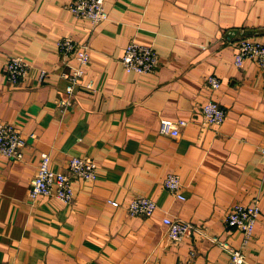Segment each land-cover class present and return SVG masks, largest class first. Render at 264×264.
<instances>
[{"label": "crops", "instance_id": "0c3cea01", "mask_svg": "<svg viewBox=\"0 0 264 264\" xmlns=\"http://www.w3.org/2000/svg\"><path fill=\"white\" fill-rule=\"evenodd\" d=\"M70 1L0 0V122L27 143L21 160L0 155V264H228L218 241L237 246L242 236L226 228V214L254 199L246 264H264V68L234 65L239 38L264 43V0H105L108 19L96 25L74 17ZM63 38L89 53L65 108L64 74L77 63L58 53ZM131 41L155 51L153 73L123 69ZM11 57L28 63L18 85L5 76ZM210 99L226 113L218 128L203 125ZM164 121L178 125L177 137ZM42 153L64 173L72 157L90 158L96 178L73 179L70 205L32 202ZM169 174L184 200L163 187ZM139 196L157 206L149 219L127 213ZM164 217L191 225L180 243L168 240Z\"/></svg>", "mask_w": 264, "mask_h": 264}, {"label": "built area", "instance_id": "2783aa9c", "mask_svg": "<svg viewBox=\"0 0 264 264\" xmlns=\"http://www.w3.org/2000/svg\"><path fill=\"white\" fill-rule=\"evenodd\" d=\"M105 0H71L66 9L76 18L88 19L92 25H96L108 19L105 10ZM58 53L64 61L74 59L76 67H72L64 74L67 80L65 100L59 101V107L65 108L71 104L76 87L85 76V67L89 64L87 44H79L70 38H63L57 44ZM236 54L234 65L241 68L246 61L255 62L260 68H264V43L248 37H241L235 42ZM67 61V62H68ZM121 65L127 72L135 74H151L157 65L155 51L133 41L128 43ZM28 73V63L21 57H11L5 64V76L11 85H18L25 80ZM206 85L211 93L220 87L219 79L208 76ZM86 88L92 90V83L86 84ZM203 125L218 128L224 122L226 113L214 100H208L201 107ZM162 126L171 137L179 135L178 125L170 121H164ZM31 139L35 138L32 134ZM27 145L26 140L11 125L0 122V155L13 160L23 158L22 150ZM264 156V149L259 151ZM96 178V165L90 158L72 157L68 163V172H56L50 169V157L46 153L40 154L39 166L35 176L30 182L29 199L34 202L41 197H52L63 204L70 205L74 200L73 179L91 182ZM163 187L174 195L176 199L184 200L181 193V181L178 175L169 174L163 180ZM113 207H118L116 202H109ZM157 209L156 204L143 196L133 198L127 206L130 217H142L149 219ZM260 209L256 199L250 206L234 205L230 208L225 218L226 228L237 229L241 232V240L237 246H232L226 241H218L219 247L228 255V264H246L245 251L251 242L255 224L259 218ZM163 225L167 229V238L172 244H178L191 231V225L182 220L164 217ZM191 257L194 253H190Z\"/></svg>", "mask_w": 264, "mask_h": 264}]
</instances>
